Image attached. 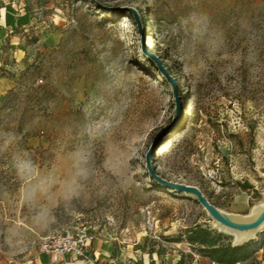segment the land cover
Listing matches in <instances>:
<instances>
[{
  "label": "rangeland",
  "instance_id": "rangeland-1",
  "mask_svg": "<svg viewBox=\"0 0 264 264\" xmlns=\"http://www.w3.org/2000/svg\"><path fill=\"white\" fill-rule=\"evenodd\" d=\"M0 4V250L23 257L80 227L105 251L101 264L151 252L168 264H217L187 231L206 229L219 245L232 237L154 182L145 157L153 147L157 176L196 187L226 214L262 203L264 0ZM134 11L141 30L127 18ZM140 39L174 81L177 111ZM263 235L242 245L253 250Z\"/></svg>",
  "mask_w": 264,
  "mask_h": 264
},
{
  "label": "water",
  "instance_id": "water-1",
  "mask_svg": "<svg viewBox=\"0 0 264 264\" xmlns=\"http://www.w3.org/2000/svg\"><path fill=\"white\" fill-rule=\"evenodd\" d=\"M118 9H123V8H118ZM125 10H128V9H125ZM131 14L133 15L134 20L138 24L139 30H141V25L139 23V17H138L137 12L134 11ZM140 35L142 36V34H140ZM139 44H140L141 52L147 58H149L150 60H152L154 62L156 69L158 70V72L161 74V76L165 79V81L170 86L171 95L174 99V102L176 105V111H177L179 109V101H178V95H177L176 85H175L174 81L169 76V74L167 73L165 68L163 66H161L159 64V62L152 55H150L149 53H147L143 49V41L141 39L139 41ZM170 127H168V128H170ZM166 130L167 129H165L163 131V133H161V135H160L161 137L165 136ZM152 150H153V147L151 149H149V151L147 152L145 160H146V169L148 171V174L154 182H156L157 184H159L160 186H162L164 188L170 189L176 193L182 194V195L189 197L192 200L196 201L206 211L208 216L212 218L213 221H216L217 223H220L226 227H229V228H232L235 230H239V231H243V230H249V229L259 230L262 226H264V211L252 223L245 224V223L233 222L225 214L221 213L218 209L213 207L207 201V199L203 196L201 191L199 189H197L196 187L171 183V182H168V181L160 178L159 176H157L152 171L151 166H150V158H151L152 153H153ZM250 240H252V239H250ZM241 245H242V243H239L238 245L235 244V242L232 243V246H241Z\"/></svg>",
  "mask_w": 264,
  "mask_h": 264
},
{
  "label": "built area",
  "instance_id": "built-area-1",
  "mask_svg": "<svg viewBox=\"0 0 264 264\" xmlns=\"http://www.w3.org/2000/svg\"><path fill=\"white\" fill-rule=\"evenodd\" d=\"M94 240V234L87 229L74 227L44 238L40 243L39 250L54 259L71 256L80 259V264H97L96 257L91 259L87 255L88 248ZM263 247L264 241L259 252H262Z\"/></svg>",
  "mask_w": 264,
  "mask_h": 264
},
{
  "label": "crops",
  "instance_id": "crops-1",
  "mask_svg": "<svg viewBox=\"0 0 264 264\" xmlns=\"http://www.w3.org/2000/svg\"><path fill=\"white\" fill-rule=\"evenodd\" d=\"M1 1L2 0H0V2ZM6 11H7V8L3 7L0 4V25L1 24L4 25L6 22ZM0 84H2V79H0ZM2 88L5 89L3 85H2ZM263 239H264V235H263ZM91 246H92L91 248L90 247L88 248L87 255L91 259L96 257L97 264H101V262L104 260L102 256L104 255L105 251L101 249L100 246L97 245V243L95 244V241L91 244ZM262 252H264V247H263ZM99 256H101L100 260H99ZM115 259L116 258H113V260L111 259L109 261V264H116L114 263ZM166 261H167L166 257L165 259H163L161 255H158L155 252H151L147 254H141V256H139L138 259H131V261H128L127 263H122V264H168V262ZM80 263H81L80 259L78 260L71 256H65L59 259H54L52 256L43 254L39 251H33L31 254L23 256V257L11 258L7 253L0 250V264H80ZM174 263L175 262H172V264ZM193 264H196V263H193Z\"/></svg>",
  "mask_w": 264,
  "mask_h": 264
},
{
  "label": "trees",
  "instance_id": "trees-1",
  "mask_svg": "<svg viewBox=\"0 0 264 264\" xmlns=\"http://www.w3.org/2000/svg\"><path fill=\"white\" fill-rule=\"evenodd\" d=\"M138 13L142 14V11ZM127 18L133 19L132 14L127 13ZM186 236V240L189 244H197L199 246L197 252L201 256L207 257L217 264H238L247 260L252 253L259 251L261 248V246L258 247V245H256V248L249 250L246 245H219V236H213L206 229L201 227H196L187 231Z\"/></svg>",
  "mask_w": 264,
  "mask_h": 264
},
{
  "label": "bare ground",
  "instance_id": "bare-ground-1",
  "mask_svg": "<svg viewBox=\"0 0 264 264\" xmlns=\"http://www.w3.org/2000/svg\"><path fill=\"white\" fill-rule=\"evenodd\" d=\"M264 211V200L262 203H260L258 206L252 208L250 212L247 215H237V214H226L224 212H221L225 214L231 221L237 222V223H245L249 224L255 221V219ZM215 223V228L226 235H229L232 237V242H235V244L248 242L250 239H255L256 235L264 229V226H262L259 230L256 229H249V230H235L229 227H226L220 223Z\"/></svg>",
  "mask_w": 264,
  "mask_h": 264
}]
</instances>
